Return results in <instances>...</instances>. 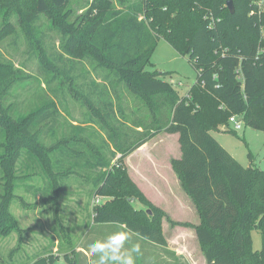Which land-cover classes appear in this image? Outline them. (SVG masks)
Masks as SVG:
<instances>
[{
	"label": "trees",
	"instance_id": "obj_1",
	"mask_svg": "<svg viewBox=\"0 0 264 264\" xmlns=\"http://www.w3.org/2000/svg\"><path fill=\"white\" fill-rule=\"evenodd\" d=\"M126 1L120 0L122 7L115 9L111 0H95L90 11L96 14L86 13L74 23L68 20L71 0H35L34 11L24 7V1L2 0L0 13L8 17L16 12L25 24L38 14L55 13L56 25L66 36L64 49L76 58L93 60L104 72L91 110L108 112L101 115V125L110 131L121 157L97 195L129 205L137 200L151 210L153 203L123 160L162 132L179 134L182 154L171 164L199 212L196 235L208 264H264V170L253 166L252 153L248 166L240 163L211 133L230 123L231 114L241 117L244 126L264 131V10L260 0H231L234 12L228 8L230 0ZM160 39L189 56L197 71L196 81L184 94L171 83V72L147 69ZM8 72L0 68V235L23 232L9 205L17 197V181L32 176L18 174L25 151L41 161L50 178L53 195L42 204L55 202L57 220L63 191L60 181L71 174L57 168L58 158L53 163L51 155L57 147L47 145L46 140L56 133L62 115L58 103L51 101L18 116L5 111L2 94L12 81L7 79ZM121 89L143 105L141 115L139 105L132 113V122L127 115L124 120L113 115V98L121 99ZM71 90L77 98L75 86ZM230 129L237 131L233 126ZM63 147H70L68 139ZM153 210L157 211L153 220L149 215L133 218L105 203L95 207L94 222L124 225L151 243L167 247L157 218L168 214L157 206ZM254 230L261 234V250L252 249ZM72 257L65 255V264H77ZM57 259L50 255L32 264H55ZM0 264L5 263L0 259Z\"/></svg>",
	"mask_w": 264,
	"mask_h": 264
},
{
	"label": "rangeland",
	"instance_id": "obj_2",
	"mask_svg": "<svg viewBox=\"0 0 264 264\" xmlns=\"http://www.w3.org/2000/svg\"><path fill=\"white\" fill-rule=\"evenodd\" d=\"M21 1H24V7L34 11L35 0ZM94 1L71 0L67 7L71 12L68 20L74 23L75 20L81 19L86 13L94 16L96 10L90 11ZM1 3L2 0H0ZM111 3L115 9L116 7L119 9L122 7L120 0H111ZM50 14H38L33 22L25 24L20 20V16L16 12H13L8 17L0 13V68L7 69L9 71L7 79L11 78L12 80L10 86L3 92L2 97L5 95L4 110L9 109L16 116H18V112L24 115L51 101L58 103L62 115L59 118L56 133L47 136L46 140L49 143L47 145L52 144L57 147L51 155L53 163L58 158L59 164L57 168L71 174L63 177L60 181L63 191L59 195V220H57L55 202L54 204L53 202L42 204L44 200L49 199L53 195V186L50 178L46 174L41 161L28 151H25L23 158L18 162V174L24 175L28 173L32 174V176L28 179H19L17 181L15 189L17 197L9 205L11 213L17 219L23 232L20 234L18 231L13 230L8 235H0V259L5 264H25L31 258H23V254H29L35 257L29 262L32 264L40 257L56 255L58 259L55 264H65V255H73L72 258L77 264H96L98 257L89 253L88 244L97 240H106L113 232L125 228L121 224H95L94 210L97 205L105 203L112 205L133 218H142L149 215L150 220H153V213L157 212L153 210L154 206L164 212L166 211L163 207L154 205L151 200L154 206H150V210L137 200L129 205L125 204L123 200H113L114 198L111 196L97 195V190L104 182L109 170L121 157V154L115 150L108 135L110 131L101 125V115H107L108 112L105 109H101V113L91 110L90 103L97 101L99 96L98 84H101L100 80H103L104 72L98 69L93 60L76 58L64 49L66 36L56 25V14ZM121 15L123 14H119V16ZM159 41L152 54V65L147 67V69L150 71L156 69L160 72H171L172 78L176 83L178 81L183 83L177 89L184 94L196 81L197 71H195L189 61V56L182 55L168 41L164 39ZM72 86L76 88L75 95L77 98L72 96ZM103 89L107 90L105 85ZM78 91L83 95L82 98ZM120 91L123 92L122 89ZM113 101V115L117 119L124 120V115H127L132 122L135 118L132 113L137 111L136 107L138 105L140 106L139 115L143 112V105L139 104L127 91L122 93L120 100L114 97ZM231 115L236 116L235 114ZM236 117L239 120L241 118L238 115ZM112 120L114 119L112 118ZM77 127L82 129L80 130ZM230 128L231 124L228 121L226 124H222L219 130L211 133L221 140V144L240 163L248 166L251 161L249 153H252L253 166L264 170V131L261 132L250 126L246 127L244 122L242 128L236 132H231ZM156 137L160 143L154 147L151 145L154 153L159 155V152L155 149L159 147H162L165 152L177 153L180 151L178 134L162 132ZM61 138L63 139L57 142ZM65 139H68L70 144L68 148L63 147ZM60 144L61 146L58 148ZM177 155H179V152ZM126 158L123 162L127 167V171H129ZM146 166L149 173V166L147 164ZM89 171L94 172V175L89 173ZM45 176L50 182V193L48 195L38 198V194L33 195L32 192L24 187L20 189V182H31L34 178H45ZM100 177L103 178V181L96 188L94 194L91 195L92 220L91 218L90 220L93 224L90 221V225L87 228L89 231L77 244L72 228L66 224L63 217V204L68 199L69 194H71L64 185V181L73 178L74 180L72 181H75L73 183L77 185L71 184L72 188H79L83 181H85L83 182L84 184H89L86 181L97 180ZM148 191L154 193L150 187H148ZM91 196L89 193L88 201ZM20 197L24 198L27 203L36 205V207L24 205ZM185 200L187 203L186 209H188L187 216L184 211L175 208V214L174 212L172 214L166 212L167 216H163L160 219L157 218L165 233L167 243H169L167 247L155 246L153 243L149 244L145 238L132 231L129 232L130 239L126 243V247L130 248L136 244L141 247V254L136 257V264H208L206 257H204L203 249L195 236V224H193V221H199V216L196 215V211L188 200V196H185ZM39 210L45 212L43 213L44 215L51 216L55 232L60 240L70 248L68 250L71 251L68 253H66L67 251L61 253L47 252L48 249L43 251L42 246L46 247V245L35 244L32 241V237H28L32 233V227L29 225L23 226L20 222V215L31 216V214ZM85 214L86 212H84ZM179 219H189L190 221H187L189 225L186 227L174 223L176 221L184 222ZM87 221L88 218L86 219ZM26 222L31 225L33 223L32 217ZM253 241L252 249L261 250L262 240L259 230L253 231ZM33 251L36 253H32Z\"/></svg>",
	"mask_w": 264,
	"mask_h": 264
},
{
	"label": "crops",
	"instance_id": "obj_3",
	"mask_svg": "<svg viewBox=\"0 0 264 264\" xmlns=\"http://www.w3.org/2000/svg\"><path fill=\"white\" fill-rule=\"evenodd\" d=\"M176 134V133H170ZM159 135V134H158ZM156 135V136H158ZM149 140L148 142L144 143L142 146L137 148L135 151L130 153L126 158L128 163L129 174L132 179L137 183V185L141 188L144 194L147 196L149 200H151L154 205L161 206L165 209L168 214H172L176 211L175 208H178L180 211H184L188 213V209H186V200L185 196H188V200L190 201L193 209L196 211V215L199 216V221H193L195 225H198L201 222L200 215L196 209V206L188 193L185 192L182 181L179 179L176 171L171 164V160L173 158H178L181 156L182 152L181 149L177 153H173L171 151L165 152L162 147L155 148L158 152L154 153L153 147L158 145L160 141L157 140V137ZM217 137V136H216ZM179 138V134H178ZM217 139L221 141L218 137ZM157 140V141H156ZM151 145L153 147H151ZM224 146V145H223ZM161 152V156H160ZM239 161V160H238ZM149 166V173L147 171V166ZM146 166V167H145ZM31 182H20V189L23 187L26 190H29L33 193V195L38 194L37 197H43L50 193V182L48 178H34ZM40 180V181H39ZM73 178H69L64 181V185L70 191L68 199L64 202V221L66 224L72 228L74 233V238L76 243L81 241L82 238L85 237L87 232L88 226L90 225V221L92 220V196L96 190V188L100 185L103 181V178L100 177L97 180H89L86 181L89 184H84L83 181L79 188H72L71 184L75 181ZM78 181V180H76ZM81 182V181H78ZM148 187L152 188L153 192L148 191ZM90 193L91 198L88 201V194ZM140 203V202H139ZM89 208V209H88ZM186 209V210H185ZM86 210V211H85ZM190 210V206H189ZM89 211V213H87ZM84 212L86 214L84 215ZM191 212V211H189ZM42 210L36 211L31 216H21L20 215V222L23 226L29 225L32 227V235L30 234L28 237H32V241L35 244H43L46 245L42 246L43 251L47 252H64L67 251L68 253L71 250L68 246L64 244L63 241L60 240L58 234L54 230V226H52V218L50 215H44ZM82 213V215H80ZM175 214V212H174ZM30 217L33 219V223L30 225L26 222ZM88 221L86 222V219ZM91 218V220H90ZM187 223L190 221L189 219H179ZM93 224V222L91 221ZM51 229V230H50ZM195 236L196 235V228H195ZM143 241V240H142ZM198 242V240H197ZM147 243H151V241L147 240ZM200 243V242H198ZM152 244V243H151ZM156 246V244H153ZM36 253V252H32ZM26 256V257H25ZM27 257L33 260L35 257L30 256L29 254H23V258ZM30 260V261H31ZM29 261V262H30ZM29 262L25 264H30Z\"/></svg>",
	"mask_w": 264,
	"mask_h": 264
},
{
	"label": "clouds",
	"instance_id": "obj_4",
	"mask_svg": "<svg viewBox=\"0 0 264 264\" xmlns=\"http://www.w3.org/2000/svg\"><path fill=\"white\" fill-rule=\"evenodd\" d=\"M130 230L126 227L113 232L106 240H97L88 244V251L98 257L96 264H136V257L141 254V247L136 244L130 248L126 243L130 239Z\"/></svg>",
	"mask_w": 264,
	"mask_h": 264
},
{
	"label": "built area",
	"instance_id": "obj_5",
	"mask_svg": "<svg viewBox=\"0 0 264 264\" xmlns=\"http://www.w3.org/2000/svg\"><path fill=\"white\" fill-rule=\"evenodd\" d=\"M259 7H261V9L264 10V0H261L260 1ZM170 81H171V83L174 84V86H177V87H180L183 84L181 81H178L176 83L173 78H171ZM230 124H231V126L234 127V129L239 130L243 126V121H241V119L239 120L236 116H231V118H230Z\"/></svg>",
	"mask_w": 264,
	"mask_h": 264
},
{
	"label": "water",
	"instance_id": "obj_6",
	"mask_svg": "<svg viewBox=\"0 0 264 264\" xmlns=\"http://www.w3.org/2000/svg\"><path fill=\"white\" fill-rule=\"evenodd\" d=\"M228 8H230L231 12L235 11V8L231 0L228 2ZM148 212L151 213L150 210H148Z\"/></svg>",
	"mask_w": 264,
	"mask_h": 264
}]
</instances>
